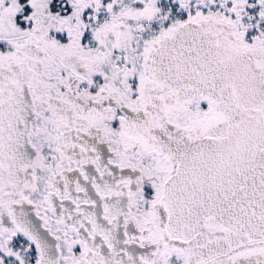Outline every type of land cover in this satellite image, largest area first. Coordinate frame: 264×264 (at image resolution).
I'll use <instances>...</instances> for the list:
<instances>
[{
  "label": "snow or ice",
  "instance_id": "1",
  "mask_svg": "<svg viewBox=\"0 0 264 264\" xmlns=\"http://www.w3.org/2000/svg\"><path fill=\"white\" fill-rule=\"evenodd\" d=\"M0 264H264V0H0Z\"/></svg>",
  "mask_w": 264,
  "mask_h": 264
}]
</instances>
